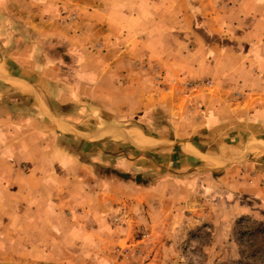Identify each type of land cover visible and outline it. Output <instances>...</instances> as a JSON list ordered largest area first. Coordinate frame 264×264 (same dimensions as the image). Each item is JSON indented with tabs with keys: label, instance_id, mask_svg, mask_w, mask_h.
I'll return each instance as SVG.
<instances>
[{
	"label": "rangeland",
	"instance_id": "obj_1",
	"mask_svg": "<svg viewBox=\"0 0 264 264\" xmlns=\"http://www.w3.org/2000/svg\"><path fill=\"white\" fill-rule=\"evenodd\" d=\"M0 35L30 67H62L66 103L37 101L76 134L20 103L44 132L21 160L34 172L12 205L36 218L0 235V264H264V223L207 192L226 162L187 169L159 141L264 149V135L238 127L264 90V0H0Z\"/></svg>",
	"mask_w": 264,
	"mask_h": 264
},
{
	"label": "crops",
	"instance_id": "obj_2",
	"mask_svg": "<svg viewBox=\"0 0 264 264\" xmlns=\"http://www.w3.org/2000/svg\"><path fill=\"white\" fill-rule=\"evenodd\" d=\"M3 44L4 40L0 35V204L3 205L0 208V235L5 237L19 234L18 226L30 228L35 224L36 218L35 211L31 210L35 203L29 207L35 202L33 196H27L24 199L28 211L31 210V212H24L23 217L17 212H13L12 205L16 187L24 183L27 178H31L34 172L33 169H28L27 173H22L21 160H24L25 155L30 154L33 145L30 141L35 139L36 132H44L42 130L44 128L38 126L37 118L32 109L26 108L23 104L24 107L19 111L20 103H26V100H28L31 101L33 108L38 105L39 108L43 109L37 101V95H41L49 107H51L53 101L62 105L66 103L64 101L68 100L69 91L66 87L67 77L62 72L61 66L48 65L43 67L42 70L37 69L35 66L30 67L18 60L19 58L6 54ZM253 79L255 80V76H253ZM130 84L128 86H133L132 81ZM84 86H87V84H84ZM246 87L245 90L249 88V86ZM84 88L85 91L92 90L94 92V89L90 87ZM254 93L260 99H254L248 106L249 108L256 107L258 110L251 114L252 119L247 121L246 125L241 122L238 127L239 129L244 126L249 127L250 133L264 135L262 133L263 123L258 121L260 117L264 119V90L257 89L254 90ZM255 101L256 103H254ZM169 102H171L172 109H174L178 101L173 102L172 98H169ZM231 104L226 103L225 106L230 107ZM148 105H151V103H148ZM125 107H128L130 111L125 110L123 114L130 115L132 113L131 105L125 103L123 108ZM19 112L23 114L21 117ZM231 116L232 112H230L229 118ZM233 118L235 117L233 116ZM233 118L228 121L232 122ZM253 118H257V120ZM54 123L61 125L59 122ZM63 124L73 130L67 123L63 122ZM61 126L67 131L66 127ZM67 133L69 132L67 131ZM105 134L110 135L106 130H99L92 136L103 138ZM111 135L115 136L112 133ZM124 136L131 137L128 133H125ZM237 136H239L238 133ZM185 138L187 139V137ZM210 138L211 140L207 142H201L200 146H196L191 140L178 143L179 158L174 157L172 159L175 163L187 164V169L195 170L199 169L198 166H193L197 161L213 162L217 160V157L222 158L227 166L216 177L212 174L209 177L207 175V192L219 196L218 202L221 204H223V201L228 202L229 197L232 196L234 201L230 208H233L235 217L250 216L252 219L264 223V149L260 145L251 147L250 144L240 148H238L239 146L232 147L233 151L229 155H225L224 151L231 146L226 141L219 144L218 142L214 143L213 137L210 136ZM261 142L264 143V140L257 141L259 144ZM202 156L206 158H202ZM246 157H248L246 161L238 164L234 163L236 160ZM181 168L183 167L181 166ZM45 170L43 169V171ZM7 249L9 248L5 245V250ZM7 261L9 259L0 256V262Z\"/></svg>",
	"mask_w": 264,
	"mask_h": 264
},
{
	"label": "water",
	"instance_id": "obj_3",
	"mask_svg": "<svg viewBox=\"0 0 264 264\" xmlns=\"http://www.w3.org/2000/svg\"><path fill=\"white\" fill-rule=\"evenodd\" d=\"M37 108L43 113V115H44L45 117H47V118L50 119L51 121L59 122V123H61V125H63V127H66L65 124H63V122H61L60 120H58V118H56L55 116L50 115L49 113H47L46 111H44L41 107L39 108L38 105H37ZM66 129H67V131L69 132V134L76 136V134H75L72 130H70V129L67 128V127H66ZM107 129H108L112 134H114L116 137L121 138V135H120L118 132H116L115 130H113V129H111V128H107ZM159 141H160V142H163V143H166V144H168V145H172V147H175V148H177V149H178V147H179L178 143H171V142H169V141H165V140H163V141L159 140ZM153 143H155V141H153V140H149V141H148V144H149V145H151V144H153ZM135 146H136V145H135ZM202 158H206V157L202 156Z\"/></svg>",
	"mask_w": 264,
	"mask_h": 264
},
{
	"label": "bare ground",
	"instance_id": "obj_4",
	"mask_svg": "<svg viewBox=\"0 0 264 264\" xmlns=\"http://www.w3.org/2000/svg\"><path fill=\"white\" fill-rule=\"evenodd\" d=\"M142 146H147V145H142Z\"/></svg>",
	"mask_w": 264,
	"mask_h": 264
},
{
	"label": "trees",
	"instance_id": "obj_5",
	"mask_svg": "<svg viewBox=\"0 0 264 264\" xmlns=\"http://www.w3.org/2000/svg\"><path fill=\"white\" fill-rule=\"evenodd\" d=\"M251 236H253V235L251 234ZM240 262H242V261H240Z\"/></svg>",
	"mask_w": 264,
	"mask_h": 264
}]
</instances>
